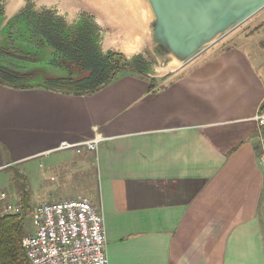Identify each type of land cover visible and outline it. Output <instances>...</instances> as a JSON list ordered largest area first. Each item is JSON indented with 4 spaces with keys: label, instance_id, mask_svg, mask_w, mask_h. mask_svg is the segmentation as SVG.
I'll list each match as a JSON object with an SVG mask.
<instances>
[{
    "label": "crops",
    "instance_id": "0c3cea01",
    "mask_svg": "<svg viewBox=\"0 0 264 264\" xmlns=\"http://www.w3.org/2000/svg\"><path fill=\"white\" fill-rule=\"evenodd\" d=\"M34 4L68 21L82 12L65 0ZM23 5L10 0L5 10ZM96 12L104 50L139 51L128 19ZM245 41L176 70L119 73L92 95L0 84V168L19 166L28 178L26 165L43 159L33 171L50 192L44 201L94 181L89 195L68 198L86 196L99 210L108 264H264V128L255 120L264 62ZM97 135L95 151H52Z\"/></svg>",
    "mask_w": 264,
    "mask_h": 264
},
{
    "label": "trees",
    "instance_id": "16d2710c",
    "mask_svg": "<svg viewBox=\"0 0 264 264\" xmlns=\"http://www.w3.org/2000/svg\"><path fill=\"white\" fill-rule=\"evenodd\" d=\"M0 12L1 19L4 10ZM5 34H8L9 44L0 45V51L7 50L8 58H0V61H8L13 67L0 63V84L13 89L42 88L72 95H92L109 85L122 72L151 76L149 63L143 57L127 59L118 52H104L100 44L101 30L93 17L86 13L71 24L54 10H19L3 27ZM22 43L28 47L24 51L27 59L36 57L34 53L41 54L43 48L53 51L60 59V63L55 65L64 69V75L46 77L39 72L41 68L31 70L29 63L16 60L15 53L23 54L20 50ZM45 56L41 54V61ZM262 110L263 105L260 112ZM21 180L26 181L24 176ZM16 181L13 178L12 183ZM19 188L21 212L5 214L0 218V264H29L21 241L26 235L23 222L31 217V208L27 192Z\"/></svg>",
    "mask_w": 264,
    "mask_h": 264
},
{
    "label": "water",
    "instance_id": "95a60500",
    "mask_svg": "<svg viewBox=\"0 0 264 264\" xmlns=\"http://www.w3.org/2000/svg\"><path fill=\"white\" fill-rule=\"evenodd\" d=\"M25 1L27 0H24V3ZM31 1L34 3L35 0ZM65 2L69 7L82 10L81 13L93 17L101 30L100 44L104 52H118L127 59L141 56L149 63L151 75L154 63L169 71L184 66L264 8V0H65ZM46 6L50 8V5ZM98 10L112 12V16L117 13V17L123 16L134 25L139 34L138 52L128 56L118 50H104L102 45L105 31L97 21ZM57 13L65 17L62 13ZM13 15L10 16L7 10H4V15L0 19V29H3Z\"/></svg>",
    "mask_w": 264,
    "mask_h": 264
},
{
    "label": "built area",
    "instance_id": "2783aa9c",
    "mask_svg": "<svg viewBox=\"0 0 264 264\" xmlns=\"http://www.w3.org/2000/svg\"><path fill=\"white\" fill-rule=\"evenodd\" d=\"M255 120L264 128L263 112L256 115ZM102 140L97 135L80 143L62 141L52 151L74 149L79 153L82 147L95 151ZM258 163L264 168V153ZM5 197V193H0V200ZM2 205L0 218L21 212L20 203L5 201ZM31 220L33 230L21 241L29 264H108L102 215L88 198L39 203L31 209Z\"/></svg>",
    "mask_w": 264,
    "mask_h": 264
},
{
    "label": "rangeland",
    "instance_id": "374dc122",
    "mask_svg": "<svg viewBox=\"0 0 264 264\" xmlns=\"http://www.w3.org/2000/svg\"><path fill=\"white\" fill-rule=\"evenodd\" d=\"M233 34H237V39H232L230 41H227L228 38L232 37ZM229 40V39H228ZM238 40H246L245 42L250 45L249 54L252 56H255L258 60H261L264 62V8L256 13L254 17L252 16L248 20H246L243 24L232 30L230 33H228L226 36H224L222 39L217 41L214 45H212L210 48H208L204 53H207L211 49L215 48H225L230 45H234V42H238ZM226 42V43H225ZM5 44V37L3 35V29H0V45ZM223 45V46H222ZM68 157L71 155H76L77 154H72L70 152H64ZM59 157L58 154H54L51 156V159ZM70 158V157H69ZM43 162V159L41 161L33 162L30 164H27L25 167V170H28L27 176L23 174L22 171H24L21 167L19 166H14V167H5L0 169V193H5L6 197L3 200H0V207H2L3 203L5 201H11L12 204L15 203H20L21 201V196L19 193V190L17 188H22L28 194V200H29V206L32 209L33 206L45 202L47 195L50 192L47 191H42L40 190V185L35 184V174L33 171V168H36L39 163ZM92 171V177L93 175V167H91ZM25 177V182L21 180V177ZM16 179L17 181L15 183H12V180ZM94 178V177H93ZM23 184V185H22ZM93 184V189H94V181H91L90 183H87V185H84L81 190L75 191L73 193L70 192H60L61 197L65 198H59L61 199H66L70 197L71 195H89L93 190H91V186ZM19 188V189H20ZM50 189V188H49ZM86 197V196H83ZM57 199V200H59ZM56 200V199H55ZM90 202L91 200L88 199ZM24 225V230L26 234L30 233L33 230V224L31 217L24 219L23 222Z\"/></svg>",
    "mask_w": 264,
    "mask_h": 264
},
{
    "label": "flooded vegetation",
    "instance_id": "af4514ba",
    "mask_svg": "<svg viewBox=\"0 0 264 264\" xmlns=\"http://www.w3.org/2000/svg\"><path fill=\"white\" fill-rule=\"evenodd\" d=\"M9 1L10 0H0V10H5V7H2L1 4L6 5ZM18 10H54V12L57 13L58 11H56V10H59V9L57 7H50V8L49 7H45V6L37 7L31 0H27V1H25L24 5L22 7H20ZM0 14H1V12H0ZM81 14L82 13L78 14V16L74 20L68 21V23L74 24L75 21L81 16ZM64 18L66 19V17H64ZM7 35L8 34H5L4 37H5V44L8 45L9 43H8ZM21 46H22L21 47L22 49L20 48V50L23 51V54L22 53H18V54L15 53L16 60H20L21 62H27V63H29L30 66H31V70H34L36 68H41L42 70H40V71L38 70V71L40 73H43V75L46 76V77H48V76L49 77H57V76L60 77V76H63L64 75V69L61 66L60 67H57L55 65L56 63H60V59L57 56H55L53 54L54 52L51 51L49 48H43V49H41L40 52L43 51L42 53L43 54H46V56L43 57V61H41V59H42L41 58V54L42 53L41 54L40 53H38V54L37 53H34V54H36V57H32L30 59H27L28 56H26L24 54V51L26 49L25 47H27V45L25 43H22ZM28 50L31 51V52H33V50H31V49H28ZM6 52H7V50L0 51V58H2V59L3 58H8L6 56ZM0 63L1 64L7 63V66L13 67L12 65H10V63H8V61L7 62L0 61ZM45 63L47 65H44ZM24 67L26 68V66H24ZM43 69H45V70L43 71Z\"/></svg>",
    "mask_w": 264,
    "mask_h": 264
}]
</instances>
